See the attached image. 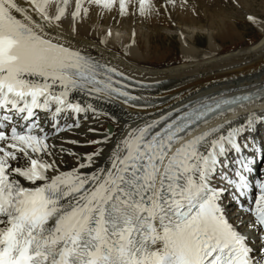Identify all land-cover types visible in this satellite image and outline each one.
Masks as SVG:
<instances>
[{"label":"snow or ice","instance_id":"snow-or-ice-1","mask_svg":"<svg viewBox=\"0 0 264 264\" xmlns=\"http://www.w3.org/2000/svg\"><path fill=\"white\" fill-rule=\"evenodd\" d=\"M130 3L0 0V264H253L247 238L223 204L253 187L256 161L243 155L253 120L191 133L213 115L261 98L264 88L145 113L102 164V148L72 153L77 163L68 171L56 162L50 136L79 127L80 114L96 110L81 95L132 107L144 99L115 79L123 73L71 43L91 6L127 14ZM151 9V0H138L139 13ZM251 147L264 156L255 138ZM254 213L249 227L264 232V179Z\"/></svg>","mask_w":264,"mask_h":264},{"label":"bare ground","instance_id":"bare-ground-1","mask_svg":"<svg viewBox=\"0 0 264 264\" xmlns=\"http://www.w3.org/2000/svg\"><path fill=\"white\" fill-rule=\"evenodd\" d=\"M154 1L156 2V0ZM154 1L151 0V4H154ZM169 1L171 2L168 8L169 11L171 10L170 16L176 19L178 30L186 35L182 36V60L178 64L165 66L164 68H146L147 60L144 59L142 53L141 55L138 54L141 52L140 44L136 40L130 42L114 35V32L121 29L136 30L135 28H140L139 26L143 22L156 32L167 27L165 26L167 20L162 18V11L153 5L151 11L147 14L139 13L138 0H131L127 14H121L118 6L113 7L110 11L103 9L101 6L93 5L90 13L77 24V31L71 37L73 47L79 48L96 60L109 64L117 69V73H123V76L133 81L152 83L158 87L142 89L122 81L127 86L126 90L132 95L144 97V99L135 102L138 107L124 105L119 101H97L81 95L79 97L80 102L82 104L91 103L96 110L95 112L89 111L86 114H80L79 127H74L71 130L66 129L56 136H50L48 143L56 146L53 152L63 147L67 151V155H72L76 151V154L83 157L86 153H93L102 148L103 153L97 161L98 164H102L109 155L116 139L126 134L129 126L135 127L137 124L142 123L145 113H148L149 117H155L161 113L181 108L183 105H187L189 101L212 95L215 92L246 89L264 84V21L261 22L253 15L255 18L253 22L262 33L261 39L251 46L224 54L220 46L227 40L236 42L239 34L235 23L231 26L224 21L229 19V16L224 9L221 10L223 7L219 4L222 3V0H197L199 7L211 11L207 24L209 30L214 32H212L213 34L210 33V42L207 48H200V44L196 40L198 39L196 34L200 33V30H203L206 24H202V21L194 18L195 15L193 14V16L190 13L191 11L189 12L188 4L186 6L183 0ZM136 21L137 26L132 27L131 24ZM99 25L106 28L109 26L113 32L103 30L98 27ZM64 29L66 33L71 34L68 21H65ZM133 33L138 39L140 36L138 35L140 34L139 30ZM119 42L122 43L120 44L121 47L116 46V43ZM116 75L115 79L121 81ZM149 100L155 103L151 104L150 107H146L147 105L144 103ZM250 106L241 105L237 107L235 113L230 115L229 121L233 122V126L244 125L248 127L250 119L253 120L250 129L254 128V125L257 128L258 125L264 124V101L259 103L258 107L251 109ZM236 112H240L238 117H235ZM61 122L63 123V121ZM41 123H43V120ZM67 123H74L71 114L67 118ZM104 126L107 127L106 130H104ZM48 127L50 125L45 127L46 131ZM227 130L226 125L223 131L226 133ZM256 133H258V128ZM106 135L110 136L109 142L107 144H97V148L93 149L94 147L90 141L103 140ZM72 141L77 143H71ZM70 147L76 148V150L73 151ZM62 158V156H58L56 161ZM76 163V156L73 155L72 158L65 161L60 169L61 171H68L75 167ZM259 174L260 179H264V165L261 167ZM258 195L259 190L255 192L254 198H258ZM229 201L228 196H225L223 200L225 214L229 222L236 225L238 221L244 220L249 214L243 208L237 210L239 207L236 206L235 213L232 216L230 214L232 211L228 207L230 205ZM254 207L255 200L249 209H254ZM236 217L235 223L232 222V219L234 221ZM249 222H253L252 219L244 222L239 232L246 236V242L251 247L255 263L264 264V235H261L257 240H249V237L258 236V232L249 227Z\"/></svg>","mask_w":264,"mask_h":264},{"label":"rangeland","instance_id":"rangeland-1","mask_svg":"<svg viewBox=\"0 0 264 264\" xmlns=\"http://www.w3.org/2000/svg\"><path fill=\"white\" fill-rule=\"evenodd\" d=\"M183 1L186 3V6L188 4V10L190 9L189 12L191 11L190 13H192V15H195H193L194 18L202 21V24H206L205 28H203V30L201 29L202 31L200 30V33L198 32L196 34V37L198 38L196 40L197 43L200 44V48H207L210 42V33L214 32L212 30H209L207 24V19L208 16L211 15V11L203 7H199L197 4V0ZM170 3L171 2L169 0H156V2L154 1V4H152L154 7L162 11V18L167 20L165 25L167 27L159 30V32L152 30L151 27L149 25L147 26V24H144V22L139 26L140 28L137 29L136 27V30L121 29L120 31L114 32V35L122 37L123 40H128L130 42H134L136 40L140 44L141 52H139L138 54L141 55L142 53L144 59L147 60L146 68H164L165 66L178 64L182 60V36H185L186 34L178 30L176 19L171 18V10H168ZM219 5L223 7L221 10L224 9L227 12V15L229 16V19H225L224 21L229 23L231 26L233 25V23H235L239 34L236 42L227 40V42L223 43V45L220 46L221 51L224 54H227L232 51H238V49H243L246 46H251L253 43L261 39L262 35L259 28L255 26L253 20H249L248 17H253L254 15L261 22L264 21V0H222V3ZM132 16L135 17L133 14ZM135 19L137 18L135 17ZM136 24L137 21L132 23L131 25L132 27H135L137 26ZM98 27L102 28L103 30L106 29V31L110 33L113 32L109 26L106 28L105 26L101 25L100 27L99 25ZM256 27L258 29H256ZM137 30H139L140 33L138 34L140 35L138 39L133 33ZM131 39L134 40L132 41ZM120 44L122 43H116L117 47H121ZM106 129L107 127L104 126V130ZM93 146L96 147L97 145ZM72 150L75 151L76 148H72ZM53 153L55 158L58 156L63 157L61 160L56 161L60 165V167L65 163L68 158L73 157V155H67V151L61 152L60 150H58ZM45 159H48V157H45Z\"/></svg>","mask_w":264,"mask_h":264}]
</instances>
